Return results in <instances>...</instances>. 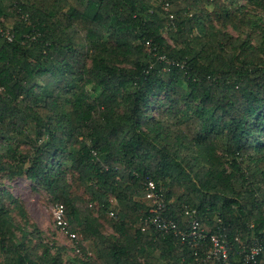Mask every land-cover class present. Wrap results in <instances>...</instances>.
I'll return each mask as SVG.
<instances>
[{
  "label": "trees",
  "instance_id": "trees-1",
  "mask_svg": "<svg viewBox=\"0 0 264 264\" xmlns=\"http://www.w3.org/2000/svg\"><path fill=\"white\" fill-rule=\"evenodd\" d=\"M253 7L264 0H0V183L24 177L61 204L69 238L23 235L25 208L0 187V264H264ZM147 180L181 230L195 210L225 233L228 257L206 261V243L155 228ZM252 242L262 250L244 261Z\"/></svg>",
  "mask_w": 264,
  "mask_h": 264
},
{
  "label": "built area",
  "instance_id": "built-area-1",
  "mask_svg": "<svg viewBox=\"0 0 264 264\" xmlns=\"http://www.w3.org/2000/svg\"><path fill=\"white\" fill-rule=\"evenodd\" d=\"M0 32L2 29L0 28ZM5 36L8 39L12 38V34L5 30ZM144 198L150 201V215L149 221L162 232H172L175 237H179L182 241L186 238H190L188 241L193 246H198L200 243L204 244L202 252H204V258L207 260H225L228 257V242L225 233H207L205 228L197 217L194 216L195 210L186 211L191 217V229L189 231H183L177 225V223L171 218H166L163 215L164 195L163 187L157 188L156 184L152 180H147L144 186ZM52 214L57 224L66 225V221L63 215V209L61 204L53 205ZM237 239V238H236ZM262 250L261 244L252 242L249 247V252L244 255V261L255 262V256ZM196 254L197 251L195 250Z\"/></svg>",
  "mask_w": 264,
  "mask_h": 264
},
{
  "label": "rangeland",
  "instance_id": "rangeland-1",
  "mask_svg": "<svg viewBox=\"0 0 264 264\" xmlns=\"http://www.w3.org/2000/svg\"><path fill=\"white\" fill-rule=\"evenodd\" d=\"M252 9L254 14H259L264 20L263 9L259 7H253ZM253 13L250 12V15L253 16ZM4 24H6L5 26L10 25L9 22L5 21ZM238 26L239 27L236 28L228 23L225 28L230 33L234 35L239 33L243 37L247 34L246 30H248V32L250 31V28H245L242 24H239ZM164 35L169 41L171 40L166 31H164ZM0 187L8 189L12 196L14 198H18L25 208L27 217L29 218V224L26 223L24 225L22 229L23 235H28V231H31L33 226H36L41 229L42 236L46 241L52 242V240H56L57 242L68 246L69 238H66L64 234L59 232L60 230L56 228L54 216L51 215L53 203L48 199L46 193L32 189L30 181L24 177H17L10 180L4 179L0 183ZM106 230L110 232V228L108 226H106ZM68 254L71 255V251L69 249H65L63 253V258L65 260H67Z\"/></svg>",
  "mask_w": 264,
  "mask_h": 264
}]
</instances>
